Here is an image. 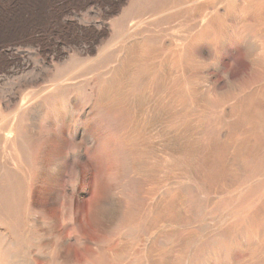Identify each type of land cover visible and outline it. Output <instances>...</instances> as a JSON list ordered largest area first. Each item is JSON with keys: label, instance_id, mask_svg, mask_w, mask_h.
<instances>
[{"label": "rangeland", "instance_id": "rangeland-1", "mask_svg": "<svg viewBox=\"0 0 264 264\" xmlns=\"http://www.w3.org/2000/svg\"><path fill=\"white\" fill-rule=\"evenodd\" d=\"M0 264H264V0H0Z\"/></svg>", "mask_w": 264, "mask_h": 264}]
</instances>
